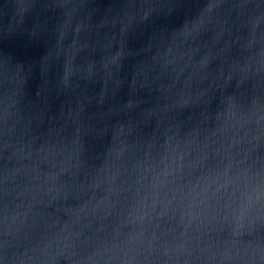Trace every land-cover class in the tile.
Returning <instances> with one entry per match:
<instances>
[{"label": "water", "instance_id": "water-1", "mask_svg": "<svg viewBox=\"0 0 264 264\" xmlns=\"http://www.w3.org/2000/svg\"><path fill=\"white\" fill-rule=\"evenodd\" d=\"M0 264H264V0H0Z\"/></svg>", "mask_w": 264, "mask_h": 264}]
</instances>
